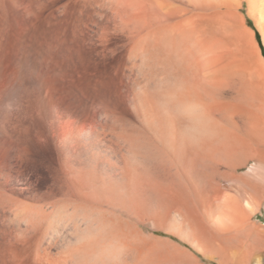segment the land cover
Returning <instances> with one entry per match:
<instances>
[{
	"label": "bare ground",
	"instance_id": "obj_1",
	"mask_svg": "<svg viewBox=\"0 0 264 264\" xmlns=\"http://www.w3.org/2000/svg\"><path fill=\"white\" fill-rule=\"evenodd\" d=\"M244 2L256 18L264 43V0H0V43L5 53L0 95L16 82L30 81L24 108L15 120L23 126L29 115L32 120L26 127L32 124L36 133L48 136L50 128L54 131L63 123L72 127L70 135L59 139L64 151L71 149L70 141L83 136L76 113L86 109L88 98L102 102L107 112L121 118L128 113L124 106L130 100L147 131L140 127L138 135L123 133L124 147L106 145V154L118 155V160L110 163V155H105L111 167L109 172L103 168L108 174L105 180L98 156L93 163L89 160V165L79 166L76 158L64 163L71 193L84 203L109 200L142 219L172 220L168 223H174V229L166 231L196 248L215 230L223 241L217 244L223 253L242 254L245 264H261L254 257L264 249V243L252 219L264 204V187L258 180L264 169V53L255 29L239 15ZM62 12L65 15L59 17ZM104 14L107 22L98 19ZM89 22L99 27L101 48L86 33ZM113 35L124 37L125 43L120 42L127 45V58L119 52V41L108 44ZM238 53L242 63L236 59ZM249 54L256 58L252 60ZM124 58L151 59L154 63L149 61L152 68L147 81L153 85L155 81L150 87L141 80L148 85L139 93L143 86L137 80L141 88L136 90L134 83L129 89L132 97L126 102L128 96L122 97L118 89V94L113 92L106 80L112 67ZM80 71L85 73L83 85L77 75ZM164 74L165 78L170 75V81L167 79L173 80L172 84L159 77ZM53 80L65 83L60 93ZM10 129L3 130V135L0 132V148L13 147L18 155H26L29 146L24 137L15 139ZM144 146L165 161V183L139 162L145 157ZM251 161L246 175L237 173ZM227 184H236V195L227 192L231 189ZM31 207L24 209H36ZM95 213L98 229L109 232L118 243L96 238L89 251L106 255L126 247L127 240H122L131 224ZM171 246L174 251L170 253L179 264H199L187 251L174 243ZM16 253L11 259L0 254V264H23Z\"/></svg>",
	"mask_w": 264,
	"mask_h": 264
},
{
	"label": "rangeland",
	"instance_id": "obj_2",
	"mask_svg": "<svg viewBox=\"0 0 264 264\" xmlns=\"http://www.w3.org/2000/svg\"><path fill=\"white\" fill-rule=\"evenodd\" d=\"M248 9V3L244 2L243 6L239 9V15H243L244 17H241L245 19L246 24L255 29L256 37L259 40L260 47L264 53L263 33L256 26V18L249 14ZM58 15L59 17H62L65 15V12L58 13ZM103 16L104 18L98 16V19L103 22H107V15L104 14ZM91 23L90 27L88 26L89 28L86 27V33L92 37L94 44L101 48L103 43H101L102 41L98 38L99 32H97V30H99V27H96L97 25L94 26L95 24L92 23V25ZM113 37L115 38L114 35ZM114 38H111L112 40L110 39L108 44L113 45L114 42L119 41V52L121 51L120 53H124V57L127 58V45H124V37H121V39ZM120 41H123L124 43ZM232 47H234L233 44ZM4 54L3 45L0 43V87L3 86L2 83L4 81L2 74L5 66L3 61ZM237 56L240 57H234L242 63V61H240L243 58L242 55L238 53ZM249 57L252 60L256 58L254 54H249ZM126 58H124V61L122 60L118 62V64L114 65L106 77V80H108L107 84L109 85V88L113 90V92H116L118 89L119 92H117L121 94V96L123 95L122 97L128 96L126 98L124 97V100L126 99L125 102L129 100L130 97H132L129 91L133 88L134 83L135 88H138L136 90H139L143 86L140 91H137L139 93L144 89L145 85L149 84L148 86L150 87L155 86L154 79V85L151 84V81H147L150 78L149 75H151L148 73L149 71L151 72L152 68L149 66L151 59H144L145 61L142 62L143 59H139L140 57L136 59ZM149 67H151L150 70ZM246 73L248 74V71H246ZM77 75L80 79L79 84L83 85L85 81L81 78L85 75L84 71H80ZM146 76L148 79H146ZM159 77H163V80H165L170 77V75L168 74L167 78H165V74ZM168 79L170 81V78ZM137 80H144L145 82L147 81L148 84H144L145 82L143 83L141 81V87L139 88L136 85L138 82ZM171 81L173 83V80ZM52 82L55 84V86L53 85L54 88H56L57 92L60 93L65 83L59 80H53ZM169 83L172 84L171 82H168V84ZM28 84H31V82L28 80L16 82L13 86L8 87L5 91H3L2 95H0V132L2 133V131L6 128H11L10 131H12L14 137H16L15 139L20 136L24 137L22 139L24 140V143L26 142L25 145L28 144L29 146V149L26 148L28 154L26 153V155L23 156L18 155V150L13 147H9L6 150L0 148V192L3 193L2 195H4H0V254L4 255H0L1 257H8V259H11L13 257L12 254H15L17 250H19L17 253L20 254V257L22 256L21 262L23 261V264H38L39 262L40 264H44L45 261L46 264H179V262H177L171 255V253L174 251L171 243H174L180 247V249L187 251L199 264H245L244 260H246V258L243 257L242 254L235 253V256L233 254L231 256V254L229 255L230 251L223 253V251L219 249L218 245L220 243L222 244L223 241L220 239L215 230H211L212 232L210 231V233L207 234V237L204 238V241L200 240V244H202L201 248H196L188 241L182 240L178 235L166 231V229L169 228L174 229V226L172 225L174 223H168L172 222V220L160 222V220L156 221V219L151 216H144L143 219L140 217V219L135 215H129L122 206H118L117 204L114 205V203L110 202L109 200L102 201V203H84V201L80 200L77 196H74L69 190V171L68 169L64 170V168L67 167L66 165H63L64 163L67 164L72 160V158H76L79 166L80 164L82 166L89 165L96 160L95 156H98L101 177H103L105 180L107 177L105 175H108L107 172L111 171V167H109L110 164L107 159H105V155H110V163L113 161L116 162L118 160V155L114 156L113 154H106L104 151L106 145L109 144L117 146V144H119L124 147L127 145V143L122 138L123 133L134 132V134L138 135L139 132L136 133V131H139L140 127L143 129V131L146 128L144 129V124L139 119V117H137L134 107L131 106V103H129L130 100L129 102H126V105L124 106L126 109H128V113L126 115H122L123 117L121 118L117 117V114L111 115L110 112H107L106 109L102 107V102H94L92 98H88L86 109L81 113H76V116L79 117L77 124L80 125L83 136L79 140L75 139L74 141H70L69 143L71 149L64 151L62 147L59 146L58 142L59 139H63V135H70L69 131L73 129L72 127L63 123L61 125L62 127H59L54 131L52 128H50L52 132L50 133V136H48L47 134L41 135L36 133V128L32 127V124L31 127H26L27 125H30V121L32 120L31 116L29 115L24 119V122L26 123L23 126L19 124L20 122L15 120V118L20 115L22 112L21 110L24 108V103L27 99L24 92L28 87ZM119 112L120 110L118 113ZM10 125H13L14 127H11ZM16 125L18 127L15 129ZM20 130L22 132H19ZM74 131L76 132V135L77 129H74ZM146 131L147 130L144 132ZM97 137L102 140L97 139ZM138 142H140V139ZM78 143L82 149L79 148ZM141 150L143 153H145V157L139 158L141 165H143L148 170V172L165 183V161H163L159 155L155 154V152L150 153L149 146H144V148L141 147ZM63 158L65 159L63 160ZM252 163L253 161H251L249 165L239 169L237 173L246 175V173L250 171L249 167L252 165ZM103 168L108 171L106 172ZM258 180L264 187V169L261 170ZM102 182L104 181L102 180ZM103 185L105 187L106 184L103 183ZM231 185L227 184V186L231 188L230 191L227 190V192L236 195L238 188L236 187V184ZM263 194L264 192H262V196H264ZM152 199V202H154V207L158 209V204L156 203L157 200L154 198ZM19 205H29L33 208L36 207V209L33 211H29V209L28 212L26 210L29 206H23L24 208H27L25 210L22 206L21 207L23 209H18V207L20 208ZM95 211L98 213L100 212L106 217L112 218L113 220L121 221L123 224L126 222L131 224V228H128L127 231V233L130 231L128 236L124 237L122 240L124 242L127 240V246L121 249L123 251L116 248L117 250H115V253L110 254L106 252V255H100L98 251L95 253L89 251L90 242L96 238L103 237L108 242L110 239H112L113 243H118L109 232L98 229V215L95 213ZM72 212L75 213V215ZM252 220L255 222V224H257V227H259L258 230L262 238V242L264 243V204L262 208L254 214ZM94 221L96 223H94ZM260 228H262V230ZM90 234L91 236H89ZM11 248H13V251L16 250V252L11 253ZM87 250L89 251V255L86 253ZM6 252H8L9 255H6ZM40 252L41 254H39ZM42 252L44 253L43 256ZM45 252L47 255H45ZM37 253L39 255H37ZM259 253L264 255V249L257 251L256 255ZM36 255H41L42 257L40 256L38 258ZM52 255L55 257H52ZM152 255L153 257H156L157 255V260L156 258L148 259V257H152ZM256 255L255 257L253 256L254 259L256 258L261 264H264V256L259 254L260 256L258 255V258ZM86 256L89 257L87 258ZM35 257L37 259H35ZM171 257V260L173 261L170 260ZM253 257H251V260H254ZM222 258H226L227 261H221ZM43 259L44 261H42ZM140 259H143L145 262H141L142 260L140 261ZM31 260H34L36 263L34 261L32 262Z\"/></svg>",
	"mask_w": 264,
	"mask_h": 264
}]
</instances>
